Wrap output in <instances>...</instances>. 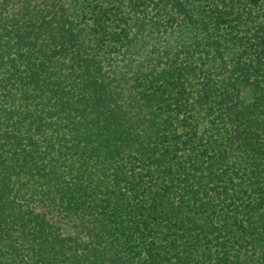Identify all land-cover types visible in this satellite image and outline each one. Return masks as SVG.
I'll return each mask as SVG.
<instances>
[{
    "label": "trees",
    "instance_id": "1",
    "mask_svg": "<svg viewBox=\"0 0 264 264\" xmlns=\"http://www.w3.org/2000/svg\"><path fill=\"white\" fill-rule=\"evenodd\" d=\"M0 264H264V0H0Z\"/></svg>",
    "mask_w": 264,
    "mask_h": 264
}]
</instances>
